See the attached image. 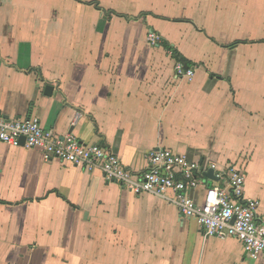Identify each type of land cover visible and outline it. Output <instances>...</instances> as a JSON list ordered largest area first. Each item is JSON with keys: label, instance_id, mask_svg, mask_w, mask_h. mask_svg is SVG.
<instances>
[{"label": "crops", "instance_id": "0c3cea01", "mask_svg": "<svg viewBox=\"0 0 264 264\" xmlns=\"http://www.w3.org/2000/svg\"><path fill=\"white\" fill-rule=\"evenodd\" d=\"M178 64L195 70L191 82ZM0 115L105 146L138 174L160 148L236 165L246 197L264 205V0H0ZM0 264H264V256L205 237L163 198L0 144Z\"/></svg>", "mask_w": 264, "mask_h": 264}, {"label": "built area", "instance_id": "2783aa9c", "mask_svg": "<svg viewBox=\"0 0 264 264\" xmlns=\"http://www.w3.org/2000/svg\"><path fill=\"white\" fill-rule=\"evenodd\" d=\"M153 46L161 38L148 35ZM176 74L189 82L194 69L183 64L176 66ZM40 149L47 161L57 160L101 172L108 183L121 186L137 196L152 195L175 205L187 219L196 220L205 237L237 240L249 257L258 261L264 256V205L246 197L247 177L236 165L220 168L216 164H201L160 148L147 155L148 169L138 174L125 167L110 149L98 144H86L73 136L61 138L43 128L36 118L7 119L0 115V144ZM212 171L214 179L207 177ZM206 191L202 199L195 194L200 187Z\"/></svg>", "mask_w": 264, "mask_h": 264}, {"label": "water", "instance_id": "95a60500", "mask_svg": "<svg viewBox=\"0 0 264 264\" xmlns=\"http://www.w3.org/2000/svg\"><path fill=\"white\" fill-rule=\"evenodd\" d=\"M183 64H184V66H185L186 68H188L187 64H186L184 61H183ZM52 93H53V87H52V86H48V87L46 88V94H47V95H52ZM24 145H25V139L22 138V139H21V146H24ZM207 177L210 178V179H214V177H213V172L210 171V172L207 174Z\"/></svg>", "mask_w": 264, "mask_h": 264}, {"label": "trees", "instance_id": "16d2710c", "mask_svg": "<svg viewBox=\"0 0 264 264\" xmlns=\"http://www.w3.org/2000/svg\"><path fill=\"white\" fill-rule=\"evenodd\" d=\"M168 49H169L170 51H172L174 57H175L178 61H181V60H182V57L177 53L176 50H174V49L171 48V47H168Z\"/></svg>", "mask_w": 264, "mask_h": 264}]
</instances>
